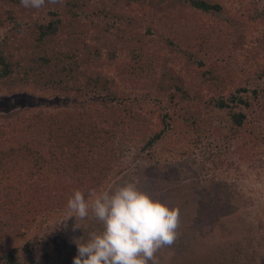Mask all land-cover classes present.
<instances>
[{
	"label": "rangeland",
	"instance_id": "rangeland-1",
	"mask_svg": "<svg viewBox=\"0 0 264 264\" xmlns=\"http://www.w3.org/2000/svg\"><path fill=\"white\" fill-rule=\"evenodd\" d=\"M210 1L223 8V17H211V24L225 36L228 50L220 55L204 49L189 50L185 46L184 53L194 56V60L189 61L164 42L167 35L163 34L162 24L157 19L169 6L167 0H88L83 13L86 22L96 18L116 21L111 15H100L103 9L115 6L123 20H117L116 24L120 33L115 31L116 27L106 30L108 45L103 48L98 64L86 75L112 80L111 91L118 97L122 94L134 100V112L150 124L141 137L124 134L114 140L115 168L97 193L135 179L140 191L170 208L179 209L178 238L170 247L158 250L157 264H264V95L260 93L249 109L240 108L253 132L243 130L236 136L231 133L228 112L209 104L210 98L227 97L244 87L254 89L256 83L249 76L258 75L264 67V50L259 48L264 42V0ZM6 9L0 11V41L14 33V22L4 18ZM192 13L200 20H207L195 11ZM27 15L21 11L19 18L22 17L23 23L38 20L44 27L58 18ZM124 33L144 37L149 43L158 64L153 80L125 82L122 70L128 53L121 40ZM52 54L48 51V56ZM36 57L29 49L15 53L13 61L19 62L17 75L25 80L28 76L24 75L23 68L36 69ZM199 61L205 66L216 62L219 66L235 64L242 68L236 67L235 76H228L225 91L220 94L193 79L192 72L197 69L194 65ZM163 70L170 74L167 82L170 87L178 82L190 96L183 101L178 98L176 105L173 102L169 106V113L175 112L171 113V125L161 121L164 111L155 106L161 99L157 86ZM28 72L30 78L35 79L32 78L35 70ZM7 80L0 79L2 130H17L28 116L65 102L61 94L51 90H35L32 94L26 84H18V92H7L3 84ZM259 84L264 89V80ZM243 95L248 97L250 93ZM92 97L95 98L93 94ZM89 100L88 96L73 100L76 104L70 108L74 111L88 109ZM168 101L163 99L162 103ZM188 109L190 112L186 113ZM195 113L199 126L196 129L182 126L183 119ZM155 133H160L162 138L147 146L148 139ZM86 199L91 203L92 198ZM98 227L91 215L84 221H75L74 217L67 220V211L63 209L44 212L18 240L0 244V256L30 243L31 253L21 255L23 264H73L77 256L74 241L87 240L88 233Z\"/></svg>",
	"mask_w": 264,
	"mask_h": 264
},
{
	"label": "trees",
	"instance_id": "trees-1",
	"mask_svg": "<svg viewBox=\"0 0 264 264\" xmlns=\"http://www.w3.org/2000/svg\"><path fill=\"white\" fill-rule=\"evenodd\" d=\"M167 1L169 6L159 13L157 19L162 24L163 34L167 35L164 37L167 47L189 61L194 60V56L184 53L185 46L189 50L204 49L220 55L228 50L225 36L211 24V17L222 15L221 5L210 0ZM87 2L60 0L55 5L46 3L43 8L34 9L24 8L19 0H0V11L7 7L3 13L5 20L14 22V33L0 41V79L10 78L3 83L5 90L18 92V84H26L32 92L51 90L61 94L65 100L64 106L43 108L28 116L17 130L0 129V244L18 240L41 213H52L58 209L67 211V201L74 190L84 192L85 198L89 197V192H97L115 168L114 140L124 134L141 137L150 126L145 118L134 112V100L122 94L118 97L111 91L112 80L108 82L102 76L86 75L92 66L98 64L103 48L108 45L106 30L116 27L115 31L120 33L116 24L117 20H123L115 6L103 9L100 15H111L116 21L96 18L86 22L83 13ZM21 11L28 17L35 13L58 18L51 20L46 27L38 20L27 24L22 22V17L19 18ZM192 11L207 20L198 19ZM121 40L124 51L128 53L122 70L125 82L156 78L157 59L153 57L147 40L127 33L122 34ZM259 48L264 50V42ZM26 49L37 56L34 64L37 68H23L24 75L28 76L24 80L17 75L19 62L13 59L15 53ZM48 51L53 54L48 56ZM108 54L113 56L112 52ZM194 66L197 69L192 74L197 84L220 94L225 91L228 76H235L236 67L242 68L235 64L219 66L216 62L205 66L201 61ZM28 70H35L31 76L35 79L30 78ZM161 73V83L157 86L161 99L155 102V106L164 111L161 121L171 125V113L174 115L175 112L169 113V106L173 102L176 105L178 98L183 101L190 96L178 82L173 87L167 84L170 74L166 70ZM252 77V82L256 83L254 89L244 87L227 97L219 95L209 99L213 108L228 112L234 136L243 130L245 133L253 132L248 128L251 123L240 108L249 109L260 93L264 95L259 84L264 80V67L258 75L249 76ZM246 93L250 96L244 97ZM87 96L90 99L88 109L71 110L70 105L76 104L73 100ZM163 99L169 101L162 103ZM189 112L190 109L186 110ZM190 115L181 124L196 129L199 117L197 113ZM161 138L160 133H155L148 139L147 146ZM262 243L264 246V235ZM29 246L30 243H26L1 255L0 264H23L21 255L31 253Z\"/></svg>",
	"mask_w": 264,
	"mask_h": 264
},
{
	"label": "clouds",
	"instance_id": "clouds-1",
	"mask_svg": "<svg viewBox=\"0 0 264 264\" xmlns=\"http://www.w3.org/2000/svg\"><path fill=\"white\" fill-rule=\"evenodd\" d=\"M24 8L40 9L60 0H19ZM135 179L102 192L74 190L67 201V220L94 219L99 227L75 240L73 264H157L156 253L178 238L179 209L153 199ZM75 228H78L76 225Z\"/></svg>",
	"mask_w": 264,
	"mask_h": 264
}]
</instances>
